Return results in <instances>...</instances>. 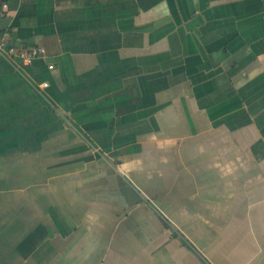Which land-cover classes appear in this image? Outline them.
<instances>
[{
  "label": "crops",
  "instance_id": "0c3cea01",
  "mask_svg": "<svg viewBox=\"0 0 264 264\" xmlns=\"http://www.w3.org/2000/svg\"><path fill=\"white\" fill-rule=\"evenodd\" d=\"M3 1L0 264H264V0Z\"/></svg>",
  "mask_w": 264,
  "mask_h": 264
},
{
  "label": "built area",
  "instance_id": "2783aa9c",
  "mask_svg": "<svg viewBox=\"0 0 264 264\" xmlns=\"http://www.w3.org/2000/svg\"><path fill=\"white\" fill-rule=\"evenodd\" d=\"M8 3L3 1L0 3V18L5 17L8 13ZM46 54V50L42 45L21 46L12 41L11 33L5 31L0 33V57L8 59L19 58L23 65H30L35 59L42 58ZM53 65H48L51 69ZM40 88H46L48 83L42 81Z\"/></svg>",
  "mask_w": 264,
  "mask_h": 264
}]
</instances>
